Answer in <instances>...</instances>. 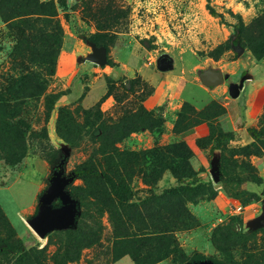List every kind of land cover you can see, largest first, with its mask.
Returning a JSON list of instances; mask_svg holds the SVG:
<instances>
[{"label":"rangeland","instance_id":"obj_1","mask_svg":"<svg viewBox=\"0 0 264 264\" xmlns=\"http://www.w3.org/2000/svg\"><path fill=\"white\" fill-rule=\"evenodd\" d=\"M39 2L52 3L51 12L56 16L52 17L54 23L51 27L47 26L46 17L40 15L8 22L0 18V85H6L9 80L30 72L44 74L52 69L54 73L47 77L45 94L57 96L52 109L46 103L48 98L45 100L43 97L26 107L21 119L28 123L30 129L24 143L25 155L19 163H14L13 153L9 154L12 152L10 146H2L4 142L0 140V207L17 237L28 248L38 251L45 248L44 263L52 264V257L62 252L65 243V239L59 236L61 232H54L41 241L24 221L34 213L37 198L47 186L50 167L59 158L61 145L67 144L71 148L66 165V173H76L71 190L78 188L86 194L99 189L108 191L107 179L99 182L90 180L87 175L96 171L105 177L103 171L108 167L118 168L115 159L100 152L102 142L97 127L107 122L108 118L117 120L123 110L134 112L142 105L145 110L153 111L154 117L162 115L164 122L161 133L155 134L149 129L136 131L115 144L118 152L141 153L184 142L180 138L182 133L173 131L182 106L175 111V117L172 115L168 119L163 105L152 110L146 108L147 92L161 80L160 74L179 75L183 72L186 79L201 84L199 73L213 68L227 76L225 82L216 87L222 91L221 98L210 100L203 107L206 97L196 87L187 85L183 93V97L186 96L187 102L198 112L210 106L207 110L211 116L209 124L200 123L189 129L203 125L204 136L195 141L193 148L184 142L190 156L180 154L176 161L188 162L195 176L179 182L170 171H166L155 184L151 181L146 185L138 170L132 177L125 174L121 180L128 184L134 198L126 205L114 203L111 211L129 213L134 217L136 222L127 230L129 234L152 235L161 231L162 224H165L171 231L176 248L184 253L188 261L201 256L218 263L248 264L251 254L264 253V224L251 226V221L261 215L264 199V142L263 139L257 141L247 133L248 129L264 131V92L247 102L248 107L254 105L252 116L247 120L241 116L245 101L249 99V85H255L256 90L264 87V57L256 60L250 49V41L259 33V28L254 26L256 19L262 17L264 22V0ZM240 25L245 31L241 44L235 46L230 43V37ZM68 30L86 46L89 47L87 39L92 37L98 46H105L106 49L105 65H95L103 72L94 74L103 79L106 92L90 107L82 105L83 95L69 105L58 104L61 95L70 90H59L55 79L58 55ZM91 52L90 48L89 54ZM87 56L84 57L85 62ZM130 57L141 68L143 77L108 71V67H116L115 59L125 62ZM166 64L171 66L161 72V65ZM87 74V71L80 70L79 81L89 83L86 81ZM134 79L138 81L131 84ZM142 84L146 85L144 89ZM232 84L241 86L242 90L226 111L223 105L228 101L226 98L231 99L228 88ZM60 108L70 110L75 119L76 132L68 138H62L56 130ZM219 112L223 114L217 116ZM219 132L229 134L230 139L222 140L217 146L214 139ZM214 165H218L219 169L220 179L217 183L210 175L211 166ZM128 167L138 169L134 164ZM239 179L246 182L239 183ZM171 189L173 192L166 199L159 197L165 190ZM94 199V196L88 195L85 199L82 210L87 214L82 234L86 237L84 233H98V244L82 248L78 262L67 264H112L114 245L111 237L114 228L110 222V212L105 208L100 213L96 205L100 197L97 196V201ZM233 206H241L242 211L234 213ZM180 216L183 221L178 219ZM144 243L151 246L147 248L151 252L153 245ZM124 257L134 264L129 256ZM255 257L252 261L257 259L259 264H264L259 256ZM156 264H175L174 255Z\"/></svg>","mask_w":264,"mask_h":264},{"label":"trees","instance_id":"obj_2","mask_svg":"<svg viewBox=\"0 0 264 264\" xmlns=\"http://www.w3.org/2000/svg\"><path fill=\"white\" fill-rule=\"evenodd\" d=\"M51 6L52 3L51 5L50 3H41L39 0H0V18L2 21L8 22L11 20L18 21L20 19H28L33 15H40L46 17L45 22L48 27H51L52 23H54L51 21L53 20L52 17L56 16L53 15L54 13L52 14ZM261 19L262 17L256 19L257 24L254 26L255 28H259V33L250 41V49L256 60H261L264 57V29H262L264 27V22H262ZM243 31H245V28L242 25L236 28L230 37V43L235 46L240 45ZM87 41L100 47L92 37H89ZM53 73L54 70L52 69L47 70V72L44 73L45 76L42 73L30 72L21 75L20 78L15 80H9L6 85H0V140L4 142L2 146L4 144L8 147L10 146L12 152H9V154L13 153L12 156L15 158V164L19 163L21 158L25 155L24 143L26 133L30 129V126L24 119H21V116L24 115L26 107L32 102H38L34 100H39L41 97L45 98V100L48 98L46 103L50 109L54 107L57 101V96H48L45 94L48 87L47 77H51ZM137 81L134 79L131 84H135ZM109 83L110 81L108 80V84ZM142 86L144 89L146 85L142 84ZM108 91H111V88H108ZM151 93L152 90L147 92L146 98L150 96ZM49 97L54 99H49ZM209 107L198 112L189 103H184L173 127V131L180 134L200 123L209 124L211 119L210 114L207 113ZM221 114H223V112H219L217 116ZM191 115L192 118L190 117ZM18 117H20V119ZM17 118L18 121H16ZM163 122L164 119L162 115L154 117L153 111L145 110L142 105H139L134 112L123 110L122 116L117 120L108 118V121L102 123L96 130L101 136L102 144L100 143V152L106 154L108 158L115 159L114 161L117 163L118 168L108 167L107 170L103 171L105 177L102 173H96V171L87 174L90 180L102 182L103 178L107 179L108 191L99 189L98 191H92L86 194L78 188L72 190V186L69 188L72 194L79 199L81 208L84 207L87 195L88 197L94 196L95 201H97V196L100 197V200L98 199V204L96 202L100 213L104 212L105 208H108V212H110V222L114 228L113 237H111L114 245L112 247V264L124 256H129L134 264H156L171 255H174L175 264H184L189 260L186 259L181 250L176 248L175 241L170 235L171 231L165 224H162L161 231L153 232L152 235L146 233L129 234L127 230H129L133 222H136L134 217L129 215V213L118 214L117 212L111 211L114 203L126 205L134 198V193L128 188V184L121 180L125 174H129L130 177H132L137 172L136 170H138L146 185H149L148 183L151 181L152 184H155L166 171H170L179 182L182 179H191L195 176L188 162H176L180 154L183 156H190V151L184 142L147 150L141 153L118 152L115 147V144L139 130L149 129L155 134H160ZM56 130L58 135H62V138H68L69 135L76 132L75 119L72 112L67 108H60L58 110ZM247 133L257 141L263 139L262 142H264V131L259 132L248 129ZM229 139V134L219 132L214 141L218 143L217 146H219L222 140L229 141ZM129 164L136 165L138 169L134 167L129 168ZM238 182L244 183L246 181L239 179ZM172 192V189L165 190L159 197L166 199V196ZM150 194L153 195L151 192ZM153 196L155 197L156 195ZM103 198H105L104 201L102 200ZM86 214L87 211L82 210V215L76 231L59 233V236L65 239V243L62 245V252H58L52 257L54 262H52V264L77 263L82 248L98 244V233H84L86 237L82 234V231L85 230L83 227L85 225ZM158 217H161V214H158ZM178 219L183 221V217L181 216ZM141 223L142 222H140V224ZM14 236H16V233L0 207V262L2 264H45V258L43 256L46 251L45 248L41 251H38L36 248H28L21 239ZM35 240L36 239H34V241ZM144 242H149L153 245L151 252L147 249L151 246L146 245ZM141 254L143 255L141 256ZM256 255L259 256L262 261L264 260V253ZM256 255L251 254L250 262L259 264L257 259L252 261V259L256 258ZM197 259L203 258L198 256ZM250 262L247 263L251 264ZM222 264L230 263L222 262Z\"/></svg>","mask_w":264,"mask_h":264},{"label":"crops","instance_id":"obj_3","mask_svg":"<svg viewBox=\"0 0 264 264\" xmlns=\"http://www.w3.org/2000/svg\"><path fill=\"white\" fill-rule=\"evenodd\" d=\"M52 1L56 2V0ZM62 22L65 23L64 20ZM89 53L90 48L86 46V44H84V42L80 38L72 33V31L68 30L67 35L63 39L62 47L58 55L55 79L59 84V90L62 91L66 90L67 88H70V90L67 91V93L61 95L58 104L69 105L83 95L81 100L82 105L84 107H90L105 94L106 89L103 79L99 76L94 75L98 72L101 73L103 71H101L99 67H95V65L85 62L84 57H86V55H89ZM130 58H128V60H125V62L118 58L115 59L116 67H108V71L110 73L112 72V74H122L123 72H125L131 77H143L141 75V68L136 66V61L133 57ZM80 70L88 72V78L86 79V81H88L89 83L86 84L79 81L78 74L80 73ZM160 76L161 80H159L158 84L156 86L152 85V93L147 97L145 106L146 108L152 110L163 105L165 108V113L166 115H168V119H170L172 115L175 117V111H178L184 103H188V99L185 98L186 96L183 97V93L188 87L187 85L196 87L198 91H200L206 97V102L202 105L203 107L210 103V100L215 101L217 100V98H221L223 96L221 89H218L216 87L214 89H207L201 84L195 82V80L193 79H186L183 75V72L179 75L175 73H164L160 74ZM52 86L54 87V85ZM254 86L255 85L253 84L249 85V99L245 101L246 105L241 114L244 120H247L248 117L250 118L252 116L251 114L253 113L254 105L251 104L248 107L247 102L250 101L253 96L254 98H256L255 96H258L260 93L262 94L264 92V87H262L261 90H256V87ZM255 93L257 95H253ZM225 100L228 101L225 102L223 106L226 108V111H228L227 107H230L232 105V102H235L237 99L231 101V99L226 98ZM108 101H110V98H108ZM196 109L200 110L198 108ZM230 124L233 128L232 122H230ZM204 132L205 126L202 125V127H196L192 130L183 132L180 138L188 146L193 148L195 141L198 138L203 137ZM127 260L128 258L124 257L114 264H130Z\"/></svg>","mask_w":264,"mask_h":264},{"label":"water","instance_id":"obj_4","mask_svg":"<svg viewBox=\"0 0 264 264\" xmlns=\"http://www.w3.org/2000/svg\"><path fill=\"white\" fill-rule=\"evenodd\" d=\"M91 54L86 61L98 66L105 65L106 49L96 47L88 42ZM171 65H161V72L169 69ZM227 79L226 75L219 70L208 68L199 73L201 85L207 89H213L223 84ZM242 90L241 86L232 84L228 88V95L231 99H237ZM71 154V148L61 145L59 159L50 167V175L47 178V186L39 194L34 213L25 219L29 230L41 241H45L54 232H74L82 215L81 203L70 191V186L76 179V173H66V165ZM210 175L214 183L220 179L218 165L211 166ZM220 186V185H218ZM222 186V185H221ZM264 224V199L262 200L261 215L251 221V226L257 227ZM184 264H222L211 259L190 260Z\"/></svg>","mask_w":264,"mask_h":264},{"label":"built area","instance_id":"obj_5","mask_svg":"<svg viewBox=\"0 0 264 264\" xmlns=\"http://www.w3.org/2000/svg\"><path fill=\"white\" fill-rule=\"evenodd\" d=\"M233 210H234V213H237V212L242 211V207L241 206H233Z\"/></svg>","mask_w":264,"mask_h":264},{"label":"flooded vegetation","instance_id":"obj_6","mask_svg":"<svg viewBox=\"0 0 264 264\" xmlns=\"http://www.w3.org/2000/svg\"><path fill=\"white\" fill-rule=\"evenodd\" d=\"M59 159V158H58Z\"/></svg>","mask_w":264,"mask_h":264}]
</instances>
